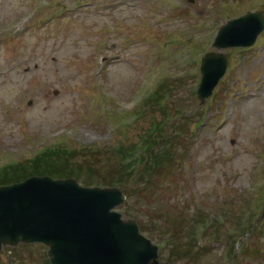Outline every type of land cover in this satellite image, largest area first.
<instances>
[{"label": "rangeland", "instance_id": "1", "mask_svg": "<svg viewBox=\"0 0 264 264\" xmlns=\"http://www.w3.org/2000/svg\"><path fill=\"white\" fill-rule=\"evenodd\" d=\"M261 8L264 0H0V166L27 161L62 134L76 159L102 155L112 174L158 143L175 159L156 172L165 192L134 213L184 202L188 214L222 216L239 236L187 230L192 245L200 239L178 264H264V31L254 45L226 50V74L204 104L196 94L219 27ZM101 52L108 56L98 60ZM0 264L51 263L46 246L18 244L2 248Z\"/></svg>", "mask_w": 264, "mask_h": 264}, {"label": "water", "instance_id": "2", "mask_svg": "<svg viewBox=\"0 0 264 264\" xmlns=\"http://www.w3.org/2000/svg\"><path fill=\"white\" fill-rule=\"evenodd\" d=\"M264 29V11L248 12L225 23L214 46L253 44ZM227 67L222 51L202 58L197 90L202 102ZM118 188L83 187L75 179L32 176L0 186V249L3 244L42 241L54 264H163L158 246L111 209L122 203Z\"/></svg>", "mask_w": 264, "mask_h": 264}, {"label": "trees", "instance_id": "3", "mask_svg": "<svg viewBox=\"0 0 264 264\" xmlns=\"http://www.w3.org/2000/svg\"><path fill=\"white\" fill-rule=\"evenodd\" d=\"M61 146V145H58ZM91 149V148H87ZM66 150H64L61 147L53 148L49 150L45 156L53 162L54 164L48 165V163L42 162L41 159L39 158L40 162H35L34 161H25L23 163H20L19 167H13V172L8 173L2 177H0V184L3 183H11L14 181H18L21 179L26 178L27 176L33 175V174H39V173H49L52 174L53 176L59 177V176H69V175H75L82 183L84 184H119L123 186L124 188L128 189V187L132 186L133 182H136L137 180H143L144 176H137L134 171L132 170V162H130L127 166L122 168L120 171H116L115 173L109 174L105 168L107 165V161L103 160L102 155L94 156L95 159L91 160L89 157H85L84 160L82 159H76L75 156L67 158L65 162H71L70 167H66L67 170L63 169L64 163H61V158L60 156L64 154ZM71 155H75L74 152H71ZM121 155V154H120ZM119 155V156H120ZM57 160V161H56ZM92 161L90 166L88 165L87 162ZM170 160H167L165 158L163 160V163H170L167 162ZM157 163V161H156ZM59 166H57V165ZM161 164V163H160ZM162 165V164H161ZM62 166V167H60ZM90 167V168H89ZM96 168V169H94ZM9 169H12L9 168ZM109 174V176H107ZM159 182H157L155 185H158ZM137 198V197H136ZM169 204L166 203H161L159 204L158 207L151 208V211H146L144 212L146 217L143 222V227L147 229V224L152 223V217H154V213L156 214L157 217H159V220L163 225L161 228L158 230V234H155L157 236V239L159 241H167L166 246L169 248V256L168 260L173 263V264H178L180 260L184 257H187L191 251L196 247V243L198 239L193 243L189 235V238L186 241H180L178 238L180 235L183 233L184 230L187 229L186 226H182L180 229H178L176 226H169L171 222L172 216L169 214L172 213H177L179 212V216H177V219L180 218L181 216L188 215L189 210L186 207H182L179 209V211H168L167 208ZM185 212V213H183ZM206 218L203 216H200L198 220H192L186 225L189 227L190 223L192 227L201 225L200 221H205ZM226 224V225H225ZM224 226L222 225L221 227L218 226L216 223L211 225V228H213V231L211 232V236H226L227 238L234 239V233L232 232V226H229L227 223H225ZM205 231L206 229H209L207 223L204 224ZM194 232L197 231V229L193 230ZM255 229L253 230V232ZM252 232V234H253ZM150 235H154L153 231L150 230ZM193 236L194 234L191 233ZM251 234V235H252Z\"/></svg>", "mask_w": 264, "mask_h": 264}]
</instances>
